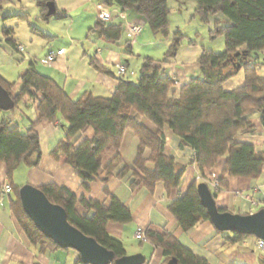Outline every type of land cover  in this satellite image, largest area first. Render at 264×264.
<instances>
[{
  "label": "trees",
  "instance_id": "obj_1",
  "mask_svg": "<svg viewBox=\"0 0 264 264\" xmlns=\"http://www.w3.org/2000/svg\"><path fill=\"white\" fill-rule=\"evenodd\" d=\"M3 1L0 0V15ZM38 1L42 2L46 11L48 0ZM195 1L197 8L194 16L202 21L209 22L218 14L227 19L223 28V23L217 20L213 32V35L224 37L225 49L221 52L203 47L197 61L199 73L181 86L178 95L173 93L177 80L169 75L162 62L150 56L144 57L137 82L113 74L109 67L91 60L100 72L119 77L114 93L107 97L85 92L74 100L53 78L41 74L33 63L21 72L22 86L17 92L13 90L14 83L0 77L1 85L15 102L12 110H0V162L7 164L9 179L29 154L36 152L40 158L36 126L42 122L55 123L61 117L69 127L64 140L51 150L50 156L54 159L63 157L76 170L85 189H90L88 184L102 171L106 154L111 150L119 152L125 131L129 128L139 137L137 156L131 165H123L118 153L105 168L103 183L107 184L113 176L124 178L131 174L133 190L144 186L153 191L158 182H163L168 191L179 189L186 169L166 152L164 129L169 127L179 135L181 146L194 151L191 162L199 167L202 178L190 182L187 190L171 203L169 212L184 232L190 231L199 222H211L208 209L201 201L198 185L202 182L208 184L214 168L222 162L217 175L219 188H227L231 177L256 178L264 166V152H257L253 143L238 139L239 134L255 131V125L248 118L252 112L260 113L264 126V78L258 74V63L254 61L255 54L264 51V0ZM108 3L143 17L154 34L162 38L172 37L166 56L175 57L183 41L189 38L180 30L170 33L168 0H111ZM95 29L100 38L117 43L122 38L124 27L123 24L102 21ZM7 42L16 46L11 37L7 38ZM131 42V39L127 40L124 45ZM195 43L190 41V44ZM127 53L130 54V51ZM241 69L245 71V83L226 90L224 83ZM33 105H36L38 117L30 120L26 131L23 132L18 125H11L7 119L11 111L28 110ZM142 118L151 121L157 130L148 128ZM87 128L94 129V136L76 145L77 138ZM30 164L37 166L38 161ZM11 186L9 208L30 242L42 252L70 250L55 244L34 225L20 200L22 185ZM39 188L52 203L66 210L67 219L73 226L114 251L115 258L127 254L123 242L108 233L107 225L131 222L132 213L107 188V202L78 198L72 190L57 184ZM78 203L93 211V215H81L76 209ZM218 209L227 211L224 207L218 206ZM219 232L228 234L225 237L229 243L248 237L237 232ZM144 240L161 248L167 260L176 258L179 264H209L167 231L148 229ZM78 261L81 262L80 257ZM261 263L264 264V259Z\"/></svg>",
  "mask_w": 264,
  "mask_h": 264
},
{
  "label": "crops",
  "instance_id": "obj_2",
  "mask_svg": "<svg viewBox=\"0 0 264 264\" xmlns=\"http://www.w3.org/2000/svg\"><path fill=\"white\" fill-rule=\"evenodd\" d=\"M48 1H52L56 9L52 16L47 15V7L44 11L42 2L38 0L3 1L0 15V77L14 83V92L19 91L22 86L21 72L33 63L41 74L53 78L74 100L85 92L107 97L114 93L119 83V77L113 75L117 74L119 65L124 64L127 67L123 78L126 79L131 72L133 78H138L144 57L150 56L162 62L169 75L177 80L173 93L178 95L181 86L199 73L197 61L203 47L213 49L195 39L193 41L196 43L190 44L191 37L200 36V31L208 30L210 36L216 38L217 36L213 35L216 21L223 23L221 28L227 25V19L222 14L211 17L209 22L195 17V0H168L170 33L180 30L189 37L183 41L177 55L169 57L166 52L172 43V37L162 38L154 34L143 17L129 11L127 14L131 21L144 25L136 41L124 45L131 39L128 29L124 26L119 42L100 38L95 29L98 23L102 22L98 18V6L102 4L117 8L108 3L111 0ZM111 23L122 24V19L117 18ZM10 37L15 40L16 46L7 42ZM19 46L24 47V51H20ZM218 47L225 49V41H219ZM60 49L65 52L57 56L55 61L51 64L43 62L49 51L57 52ZM91 60L109 67L113 74L100 72L91 64ZM254 61L258 63V74L264 78V51L255 54ZM244 83L245 71L241 69L224 83V88L232 90ZM37 117L36 105L28 110L11 111L7 115L11 125L20 126L23 132L30 126V120H36ZM248 118L255 125V131L239 134L238 139L251 142L257 152H264V126L261 115L254 111ZM142 122L151 130H157L148 119L142 118ZM68 127V123L61 117L55 123L38 124L35 130L40 139V158L36 152L29 154L27 160L18 165L12 179L7 175V164L0 162V187L5 183H29L36 187L57 184L69 188L78 198L84 197L98 202L109 200L105 191L107 188L129 207L133 217L128 223H109L107 231L123 242L127 254H143L145 264H168L169 260L165 258L161 248L154 246L150 241L135 237L139 227L144 229L145 233L148 229L171 233L181 245L207 260L209 264H262L264 252L256 249V237L248 236L236 243H229L225 237L228 234L220 233L210 221L199 222L190 231L184 232L169 212L171 203L187 190L190 182L193 179H202L199 167L191 162L194 151L181 146L179 135L172 129H164L166 152L175 158L179 166H185L186 169L179 189L168 191L163 182H158L153 191L144 186L133 190L131 174L124 178L113 176L107 184L103 183L105 168L118 153L123 165H131L137 156L139 137L129 128L125 131L119 152L111 150L106 154L102 171L88 184L90 189L87 190L82 186L76 170L66 163L63 157L54 159L50 156L51 150L64 140ZM93 136L94 129L87 128L77 138L76 145ZM36 161L37 166H30V163ZM222 165V162L219 163L210 177L218 178ZM213 194L217 206L235 214H251L264 208V166L258 177H231L227 188H219L213 191ZM9 206L8 196L4 203L0 204V264H83L78 261V252L73 249L40 251L30 242ZM76 209L83 216L93 215V211L85 209L80 203L76 205Z\"/></svg>",
  "mask_w": 264,
  "mask_h": 264
},
{
  "label": "water",
  "instance_id": "obj_3",
  "mask_svg": "<svg viewBox=\"0 0 264 264\" xmlns=\"http://www.w3.org/2000/svg\"><path fill=\"white\" fill-rule=\"evenodd\" d=\"M46 7L48 16L55 14L52 1H48ZM14 105L13 97L0 83V110L10 111ZM198 191L202 203L208 209L210 220L218 231L237 232L264 240V208L251 214L221 212L207 183H200ZM19 195L22 206L34 225L61 248L77 251L83 264H145V256L141 253L115 258L114 251L73 226L67 219L66 210L52 203L39 187L24 184ZM168 264L179 263L176 258H171Z\"/></svg>",
  "mask_w": 264,
  "mask_h": 264
},
{
  "label": "built area",
  "instance_id": "obj_4",
  "mask_svg": "<svg viewBox=\"0 0 264 264\" xmlns=\"http://www.w3.org/2000/svg\"><path fill=\"white\" fill-rule=\"evenodd\" d=\"M98 18L106 23H111L115 21L117 18L122 19V24L125 28L128 29L131 37V41H136L138 35L141 33L143 29V23L131 21L128 17L127 11L122 10L120 8H111L104 5L98 6ZM20 51H24V47L19 46ZM65 50L60 49L57 52L49 51L46 57L43 59L45 64H51L57 56L64 54ZM127 67L124 64H121L117 67V74L118 76H124L126 73ZM174 78V77H173ZM175 79V78H174ZM209 187L211 190L216 191L219 189V181L216 177H211L208 181ZM12 186L9 183H5L0 187V204L4 203L5 199L10 195L12 192ZM256 204V203H254ZM135 237L140 240L145 239V231L142 228H138L135 234ZM256 249H259L264 252V240L257 238Z\"/></svg>",
  "mask_w": 264,
  "mask_h": 264
},
{
  "label": "rangeland",
  "instance_id": "obj_5",
  "mask_svg": "<svg viewBox=\"0 0 264 264\" xmlns=\"http://www.w3.org/2000/svg\"><path fill=\"white\" fill-rule=\"evenodd\" d=\"M199 33H200V36L195 35V37H191L192 40L195 39L200 43H203V44L206 43L205 44L206 46L213 48V50H215V51H221L222 52L224 50V47H218L219 41H221V40L224 41V37L222 35H216L217 36L216 38H212L210 36V34L208 33V30L206 32L200 31ZM214 39H215V41H214ZM132 75H133V73L131 72L129 75L126 76V79L137 82L138 78H133ZM18 182H21V181H18Z\"/></svg>",
  "mask_w": 264,
  "mask_h": 264
},
{
  "label": "clouds",
  "instance_id": "obj_6",
  "mask_svg": "<svg viewBox=\"0 0 264 264\" xmlns=\"http://www.w3.org/2000/svg\"><path fill=\"white\" fill-rule=\"evenodd\" d=\"M213 192V191H212Z\"/></svg>",
  "mask_w": 264,
  "mask_h": 264
}]
</instances>
